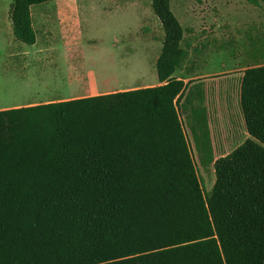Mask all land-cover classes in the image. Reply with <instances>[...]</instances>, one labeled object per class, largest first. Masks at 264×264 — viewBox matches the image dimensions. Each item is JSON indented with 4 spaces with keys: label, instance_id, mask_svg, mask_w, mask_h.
Returning <instances> with one entry per match:
<instances>
[{
    "label": "trees",
    "instance_id": "trees-1",
    "mask_svg": "<svg viewBox=\"0 0 264 264\" xmlns=\"http://www.w3.org/2000/svg\"><path fill=\"white\" fill-rule=\"evenodd\" d=\"M14 38L35 43L11 0ZM160 86L0 110V264H264V65L243 71L247 139L204 194L179 118L186 52L169 0Z\"/></svg>",
    "mask_w": 264,
    "mask_h": 264
},
{
    "label": "crops",
    "instance_id": "crops-1",
    "mask_svg": "<svg viewBox=\"0 0 264 264\" xmlns=\"http://www.w3.org/2000/svg\"><path fill=\"white\" fill-rule=\"evenodd\" d=\"M8 1H4L0 12V61L4 75L9 77L7 88L3 79L0 89V110L150 88L165 83L159 82L156 74L164 30L155 14L150 11L148 15L142 13L138 0L126 1H130L131 8L140 11L143 22L129 42L128 39L124 45L113 42L111 57L117 64L110 78L98 75L87 64L83 65V57L79 54L85 46L82 33L81 37H76L73 28L69 27L70 17L80 12L79 0L67 1L65 5H61L60 0L32 5L29 12L36 40L30 46L13 36L9 18L12 1ZM260 4V0H169L170 9L182 28L179 48L186 52L171 77L185 84L179 118L192 156L195 154L196 159L194 156L193 159L194 162L197 160V169L204 162L212 167L217 158L229 154L245 140L252 139L241 114L239 87L245 69L264 65V51L260 44L247 41L248 33L254 36L264 25V10ZM70 37L79 38L80 43L76 39L70 40ZM69 45L73 52L69 51ZM230 45L238 48V54L223 56L220 47L225 46L229 50ZM131 47L132 52H127ZM219 56L221 62L218 67L210 66L209 59ZM233 78L241 129L232 131L230 123H226L227 131L231 133L228 134L239 135L240 139L231 145L230 137L224 136L222 140L225 141H217L212 146L209 154L212 151L214 154L211 159L205 157V161L199 160L197 136L206 141L221 131L222 122L219 119L224 118L223 109L226 107L228 110L227 92H230L229 84ZM207 100L210 101L208 111L204 109ZM206 154L207 151L202 153L203 156ZM212 183L213 180L209 185ZM210 195L211 190L207 196Z\"/></svg>",
    "mask_w": 264,
    "mask_h": 264
},
{
    "label": "rangeland",
    "instance_id": "rangeland-1",
    "mask_svg": "<svg viewBox=\"0 0 264 264\" xmlns=\"http://www.w3.org/2000/svg\"><path fill=\"white\" fill-rule=\"evenodd\" d=\"M4 1L9 2L8 0H0V12L3 9ZM67 1H69V3H72L71 0H60L59 2L61 3V5H65L66 3L68 4ZM150 1L151 0H138L139 5L141 6L142 13L146 15L149 14V11L154 15L151 9ZM115 2H117L116 6H115ZM260 2H261L260 7H262L264 10V0H260ZM79 5H80V12L78 15L74 14L73 17H70L69 27L71 26L73 28L72 30L73 35H75L76 37H81V33H82V39L85 46L81 49L79 54L83 57V63H84L83 65L87 64L88 66L93 68L98 75L102 74L103 76H107L110 78L113 67H115L117 64L115 63V60H113L111 57V54H113L112 51L113 50L112 45L114 44L113 42L118 41L119 42L118 45L121 42H122L121 44L124 45V43L127 42V39L129 42L131 38L134 36V32H136L140 24H142L141 22H143L142 21L143 16L140 14L139 10H135L131 8L130 1H126V0H114V1L113 0H79ZM103 7L105 8V10L103 9ZM154 17L156 18L155 15ZM248 31H252V30L248 29ZM240 32L241 30L238 31V33ZM259 33H255L254 36L253 35L250 36V33H248L247 36L249 37H247V41L252 42V44L253 43L260 44L262 50L264 51V25L259 30ZM73 39L78 40L77 42L80 43L79 38L70 37V40ZM69 46H70L69 51L73 52L74 49L71 48L72 47L71 45ZM78 46H80V44ZM235 47L236 46L234 47L231 46L229 50L225 46L220 48L221 50H223L222 51L224 53L223 56L230 57L234 54H238L237 53L238 48ZM132 49L133 47H131L130 50H126V51L132 52ZM1 52H2V48L0 46V53ZM209 60H210V66L215 65V67L216 66L218 67L219 63L221 62L220 56L218 58L215 57L214 59H209ZM8 78H9L8 75L5 76L2 71V65L0 61V89L2 88L3 79L6 81L5 87L7 88V85H9L7 80ZM234 80L235 78H233L229 84L230 92L229 93L227 92L228 110H226L225 107L223 109L224 118H222L221 120L219 119V121L222 122L220 125L221 131L217 132V136L214 135L213 138L210 137L206 141H203L201 137L197 136L198 138L197 147L200 152L199 160L205 161L204 159L205 157L211 159V157L214 154L213 151L212 153L209 154V152L213 150L212 146L214 147L217 141L220 143L221 141H225L222 140L224 136L230 137L231 145L233 141L238 142V140L240 139L239 135L235 137L228 134L229 131H227V123H226V121L230 123V127L232 128V131L234 130L237 132V130L241 129L238 105L236 100V85L233 83ZM63 88L64 90L66 89L65 87ZM205 96H206L205 99H207L206 94ZM212 96H213V91H212ZM1 98L2 95H0V101L2 100ZM209 103L210 101L207 100V103H205L204 106V109L207 111L209 108ZM225 112L228 113V117ZM206 120H208V118H206ZM217 138L219 139L217 140ZM217 150L223 151L221 150V148H217ZM206 151L208 152V154H206V156H203L202 153ZM193 156L194 159H196L195 154ZM196 172L204 194L208 195L215 180L213 166L211 167L209 163L204 162L202 163V165L198 167V169L196 167ZM211 180H213V183L209 185L211 183Z\"/></svg>",
    "mask_w": 264,
    "mask_h": 264
}]
</instances>
